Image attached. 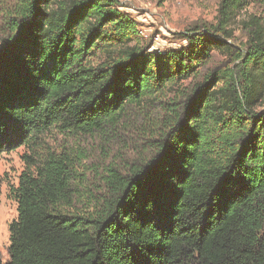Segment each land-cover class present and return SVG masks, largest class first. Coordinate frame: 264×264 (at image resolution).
I'll list each match as a JSON object with an SVG mask.
<instances>
[{
    "label": "trees",
    "instance_id": "16d2710c",
    "mask_svg": "<svg viewBox=\"0 0 264 264\" xmlns=\"http://www.w3.org/2000/svg\"><path fill=\"white\" fill-rule=\"evenodd\" d=\"M124 8L0 0V158L26 166L0 264H264V0L159 52ZM129 133L123 164L85 163Z\"/></svg>",
    "mask_w": 264,
    "mask_h": 264
},
{
    "label": "rangeland",
    "instance_id": "374dc122",
    "mask_svg": "<svg viewBox=\"0 0 264 264\" xmlns=\"http://www.w3.org/2000/svg\"><path fill=\"white\" fill-rule=\"evenodd\" d=\"M221 0H122L124 11L139 22L141 38L151 41L152 51L180 49L186 42L178 34L186 32L197 22L216 23ZM262 14V8L251 4L239 12L231 26L238 38H242L241 24L251 15ZM219 60L223 57L220 55ZM151 110V109H150ZM135 121V119H134ZM142 123V122H141ZM140 123V124H141ZM123 139L106 145L94 138L83 139L80 147L88 153L85 162L93 171L104 169L110 163L123 164L130 153L125 149V142L135 139L133 133L123 134ZM54 146L70 144V140L55 134ZM25 149L5 153L0 158V257L3 263L10 260V226L18 219V204L13 199L11 190L18 186L19 178L25 170L23 156ZM95 174V173H94Z\"/></svg>",
    "mask_w": 264,
    "mask_h": 264
}]
</instances>
